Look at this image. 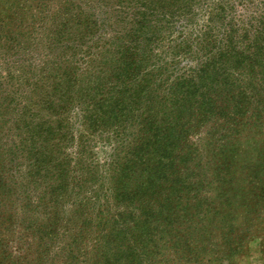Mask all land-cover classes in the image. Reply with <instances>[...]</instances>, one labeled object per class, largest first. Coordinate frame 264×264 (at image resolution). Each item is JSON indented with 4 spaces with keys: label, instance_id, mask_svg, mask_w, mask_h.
<instances>
[{
    "label": "rangeland",
    "instance_id": "rangeland-1",
    "mask_svg": "<svg viewBox=\"0 0 264 264\" xmlns=\"http://www.w3.org/2000/svg\"><path fill=\"white\" fill-rule=\"evenodd\" d=\"M174 2L180 10L171 18L175 9L164 11L159 0H0V147L18 157V180L27 187L0 194V264L32 261L39 251L49 263L264 264V29L255 30L264 0H198L200 6L193 0V22L189 1ZM210 8L246 31L235 49L249 57L234 63L225 52L207 59L212 54L201 44L215 43L204 34ZM149 51L163 55L152 79L179 81L173 99L165 88L155 98L143 96L145 104L132 95L109 99L106 91L121 87L112 59L135 54L142 71ZM217 59L224 65L215 71ZM197 86L206 93L193 91ZM195 97L205 114L190 111ZM211 101L224 111L220 119L207 111ZM117 103L122 115L108 113ZM137 107L145 110L141 116ZM147 116L160 128L136 142ZM228 154L253 191L224 178ZM126 166L133 167L129 176ZM221 176L225 196L212 200L211 182ZM164 177L189 180L188 207L198 213L209 202L218 207L225 197L236 204L245 198L253 213L248 221L241 213L234 218L250 225L242 237L229 228L222 244V231L212 229L193 234L189 247L169 248L175 232L164 214L185 197L169 192L167 181L151 188Z\"/></svg>",
    "mask_w": 264,
    "mask_h": 264
},
{
    "label": "trees",
    "instance_id": "trees-1",
    "mask_svg": "<svg viewBox=\"0 0 264 264\" xmlns=\"http://www.w3.org/2000/svg\"><path fill=\"white\" fill-rule=\"evenodd\" d=\"M159 1L161 2V7L162 9H164V11L168 9V6L175 9V11H173L172 13H170V11L172 10L169 9L168 11V15H170L171 18H174L176 15V12L178 13V10H180L178 9V5H176L174 0H159ZM187 1H189V4L193 2V0H187ZM197 1L198 0H195L194 2L195 6H200L199 2ZM202 2H204V0H202ZM192 4H191V8L187 7L189 10L191 9L190 11H187V14L189 15L188 18L190 19L191 22H193L192 16H196L198 14L197 11L193 10L194 7H192ZM206 14H207V18L210 24L205 25L206 27H209L208 30L204 32L205 38L210 41L215 42L213 45L212 44H201V50L203 49L204 50L203 52H209L212 54V55H208L207 59H211L214 54L217 55L220 53L229 52L227 57L229 58L230 54H233L235 57L234 63H237V59L239 56L241 59L244 57L250 56L244 53L245 52L244 49H241V50L235 49L236 47L235 44L237 43V40L239 39L240 33H246V31L240 32L237 28L234 27L235 26L234 23L229 22V20H224L225 19L224 15L220 14L218 10L215 11L213 8H210V10H207ZM257 26L258 27L255 30L264 29V20L263 19L259 20ZM214 38H220V39L215 40ZM144 58H145V61H144V66H143L142 71H140L139 67L137 66V63L141 59H139L138 56L135 54H131V53L130 54H127V53L120 54L119 56L114 57V59H112L114 62V65H113L114 67H112L111 71H114L115 75L121 79V81L119 82L121 87L120 88L110 87L109 90L106 91L108 93L109 99L119 101V99H124L128 95H132L134 100H137L140 103L144 102L145 104V99L143 98V96H146V98H153V97L155 98L158 94H161L160 91H162L163 88L166 89L165 94L167 95V98L169 100L173 99V96H174L173 89H175L173 87V83L177 85L176 82H179V81H176L175 79L169 81L168 79H166V84L159 85L160 82L165 81V78L162 79L163 77L162 74H160L161 77L158 80L152 79L156 77V73H158L160 70V68L155 63L159 64L161 59L163 58V55L160 53H158L157 55V53L149 51V52H146ZM155 59H157L156 62H155ZM148 62H150L152 66ZM217 63H219V65H218V68L214 67L213 70L215 71L220 70L222 65H224V62L220 61L219 59H217ZM206 64L207 62H202V61L199 62L198 65L201 66V68L199 69L203 71L204 70L203 68H205ZM126 68H128V70ZM123 70H126L128 72L124 74ZM142 83H146V84L145 86L140 87ZM196 90H199L201 92L199 93V95H202V93H206V91H203L202 88L199 86H197L193 91H196ZM119 104L120 103H117L115 104V106L111 107V110L108 113L113 112V113H116L117 115H122V111L119 110ZM189 106H190V111H193V113L205 114V111L201 109L202 101L200 100L199 97H195L192 100V102H190ZM150 109L151 111H153L154 107H151ZM128 110L131 112L132 114L131 116H133V113L136 111L133 105H131L130 108H128ZM143 111L145 110H140V108L137 107V114H139V116H141ZM207 111H212L213 116H214L213 118H219V119L222 116V112L224 113L223 110L221 112V107L216 105L215 101H211L210 106L208 107ZM198 118L203 121L208 119V117L206 116H201ZM145 120H146L145 123H143L141 119L142 125L139 126V134L137 135L135 139L136 142L140 141L142 137L143 139H145L152 130L160 128L158 124L159 120L156 117H154V119H149L147 116L145 117ZM156 138L158 139V142H159L162 137H156ZM167 141L169 142V139H167ZM173 146L175 148L177 147L175 143L173 144ZM10 150L11 149L5 145L0 147V191H1L0 194L2 193L3 195H10L12 191L13 192L15 191L14 190L15 188H20L23 192L27 188V187L25 188L21 179L18 180L19 174H17V169L19 168L20 161L18 157H15V154L12 153ZM172 152L173 151H168L166 153H163L162 156H165L166 159H169L170 155L172 156L171 154ZM229 152H232V151H229ZM227 156H228V161L226 162V166H225L227 170H225L222 174L224 175L225 173L226 177L224 178H226L228 182L234 181L236 184L238 182L241 183V188H243L244 193L248 191H253L247 186L246 182L242 179V175H243V173L241 172L242 169H239V166L240 167L242 166L240 164L237 165V167L233 166V160H230V159L234 158L235 156L229 155V154ZM258 157H259V154H258ZM261 163H263V161ZM130 168H133V167L126 166V167H123L122 170H125L126 171L125 173L129 176ZM18 172L20 173V169ZM247 173L250 174V170H248ZM249 174L244 173V178L248 177ZM256 175H257V170L255 169V172L251 173L250 176L255 177ZM182 179L183 181H181V178H178V180L173 179V178L171 180H168L166 177L162 179H156V180L153 179L152 185H151V188L154 189L158 187L159 185H161V181H167L168 182L167 190L169 192L171 193L182 192V194L179 196L185 197L184 200L182 199L176 203L177 205L176 209L168 207V211H166L164 214L168 216L165 223L168 226H170L171 231L175 232L173 235H171L172 236L171 239L167 240L168 242H170L169 248H172L173 246L177 247L178 245H180L181 248L189 247V245H187V244H190L188 243V239L193 234H196L198 238L203 237L206 235V231H211L212 229L214 230L219 229L220 231H222V235L220 238L224 240L220 242L221 244L225 243L228 240L229 228H232L233 230H236L237 232H239L238 234L239 237H242L243 229L246 226L250 225V223L246 224L247 222L246 223L241 222L242 218H241V221H237V218H234V217L238 213L239 214L241 213L243 215V219L248 221L249 217L251 216L254 210V207L250 206L252 202L244 201L246 200L244 198V200H241V202L236 204V199H229L225 197V199L219 202L218 207H211L210 205H212L213 203L209 202L206 209L198 213L197 208L188 207L190 198L187 197L188 191L185 188L188 187L187 184L190 182L187 178H182ZM223 182L224 181L222 180V176L218 181L211 182L210 191L212 192V190H214V193L213 194L211 193L212 195L210 194L209 198H212L213 200L216 194L221 197L225 196L224 195L225 191L224 189H222L223 185L220 186V183H223ZM128 183L133 184L132 181ZM256 188L258 189V186ZM233 189L236 190L234 187ZM262 189L264 191V188ZM219 190H221V193L219 192ZM260 198H262L263 199L262 201L264 202L263 194L260 196ZM19 204L21 205V203ZM155 209L156 208L151 209V211L155 212L156 211ZM261 209H264V205ZM172 215L177 216V218L171 219ZM234 225H235V228H233ZM190 228H193L192 229L193 231L192 230L189 231ZM40 232H42V230H40ZM32 238H33V242H32V245H33L36 239L39 238V235H35ZM242 241L244 242V239L241 240V242ZM244 245H245L244 243H239L238 248L239 246L243 247ZM203 246L206 248V245H203ZM220 247L222 251L229 252L227 249H225V247L221 245ZM43 252L45 251H39L38 254H35V257L33 258L32 261H27L25 263L20 261V263L22 264H76V262L74 261L69 263L68 261H65L64 259L53 260L49 263L43 259V256H41L40 253H43ZM233 252L234 250L230 249V254H232ZM236 254H237V250H236ZM21 256L23 255H19V257ZM90 264H101V263L95 262V263H90Z\"/></svg>",
    "mask_w": 264,
    "mask_h": 264
}]
</instances>
